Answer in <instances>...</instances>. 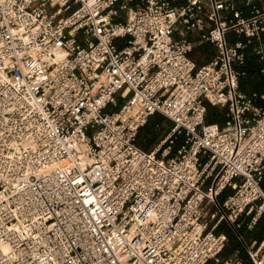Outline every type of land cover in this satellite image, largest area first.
<instances>
[{
    "label": "built area",
    "instance_id": "1",
    "mask_svg": "<svg viewBox=\"0 0 264 264\" xmlns=\"http://www.w3.org/2000/svg\"><path fill=\"white\" fill-rule=\"evenodd\" d=\"M119 1L0 0V264H244L213 260L219 224L264 211V84L244 93L236 69L264 9ZM192 31L214 46L208 62L190 57ZM154 113L170 126L144 149ZM241 239L264 264V236Z\"/></svg>",
    "mask_w": 264,
    "mask_h": 264
},
{
    "label": "crops",
    "instance_id": "2",
    "mask_svg": "<svg viewBox=\"0 0 264 264\" xmlns=\"http://www.w3.org/2000/svg\"><path fill=\"white\" fill-rule=\"evenodd\" d=\"M128 0H120V4H124ZM182 2V0H177ZM235 7L241 11L242 15L249 16L255 8L264 9V0H233ZM122 12V11H121ZM121 18L124 19L121 15ZM175 37H178L176 33ZM187 38L192 41L193 49L190 52V57L197 63L202 64L208 62L215 54L214 46L208 41L200 40L199 33L192 31L187 35ZM228 39L231 42L235 40H245L244 36H236L233 34L228 35ZM264 45V37L260 40H253L248 43L244 48L245 51V62L244 66L247 67L248 71L245 75L247 79V91H243L246 94H252L253 92L260 91L264 84V54L259 53V49ZM255 104L264 107V100L256 99ZM252 242H259L257 236L252 238ZM237 256L243 259L244 264H249L247 258V252L244 249H234L223 257V259Z\"/></svg>",
    "mask_w": 264,
    "mask_h": 264
},
{
    "label": "rangeland",
    "instance_id": "3",
    "mask_svg": "<svg viewBox=\"0 0 264 264\" xmlns=\"http://www.w3.org/2000/svg\"><path fill=\"white\" fill-rule=\"evenodd\" d=\"M121 11H122L121 12L122 17L125 18L127 8H123ZM119 102H120V100H119ZM221 109L224 110V108H221ZM106 110L107 111L111 110V108L108 107V108H106ZM224 120H225V118H224ZM154 122H156V123L154 124L152 122L151 125L143 126V128L141 130L142 138L140 136L142 142H145V136L144 135L147 132H149V130L152 128H154L153 129L154 131L152 134H150V136H155L156 140L160 141L170 126V121L165 116H163L162 114H159L155 118ZM153 124H154V127H151ZM181 142H183V136L182 135H180L176 138L175 143L172 146L173 152L176 150V148L180 145ZM155 144L156 143H154V145ZM154 145L152 144L151 148H153ZM230 190H231L230 188H227L226 192L230 191ZM225 196H226V194L221 195L220 199L224 198ZM214 207L215 206L213 204H211L208 206L207 209L214 210ZM236 229H242L244 234L242 236L238 235ZM217 232L223 233L226 237V240H225V246H224L223 250L220 252V254H218L216 256V258L213 260V262H221L222 260H224L223 257L228 255L229 252L234 251L235 244L240 245V249H244V245H243V241H242L241 237L243 238V240L245 242L252 243L251 240H252V238H255L257 236L258 229L256 228L255 225L249 226V225L245 224V220L243 219L242 221L239 222V225L235 224L234 227L230 223H228L227 221H223L221 224H219L217 226Z\"/></svg>",
    "mask_w": 264,
    "mask_h": 264
},
{
    "label": "trees",
    "instance_id": "4",
    "mask_svg": "<svg viewBox=\"0 0 264 264\" xmlns=\"http://www.w3.org/2000/svg\"><path fill=\"white\" fill-rule=\"evenodd\" d=\"M139 1L140 0L126 1L124 3V5L126 7H134L136 5V3H138ZM243 64L237 65L236 69L241 73L239 75V88H240V90L247 91L248 90L247 89L248 82H247V79H246L245 75H246L248 69ZM206 108H207L206 116H205V121L206 122H217L219 124H222L224 122L223 120L225 118V115H224V110L223 109H221L218 106H213V105H210V104H206ZM159 114L160 113L152 114L148 118V120L146 121V123L143 126L151 125L152 122L155 124L156 122H154V120ZM154 124L151 127H154ZM143 126H141L139 128V130H138L136 143L139 146H141L142 148H144V149H150L152 144L154 145V143H157L159 140H156L155 136H150V134H152L153 131H154L153 130L154 128H152V129L149 130V132H147L144 135L145 136V142H142V140H141V138H142L141 130H142ZM140 136H141V138H140ZM230 192H232V189L230 191H227V192H226V189H225L222 192L221 195H223V194L227 195ZM248 219H249V217H245V219H244L245 220V224H247ZM255 226L258 229L257 238H258V241H260L263 238V236H264V211L261 214V216L258 218L257 222L255 223ZM236 231H237L238 235H240V236H242L244 234L242 229H236ZM234 249H240V245L235 244Z\"/></svg>",
    "mask_w": 264,
    "mask_h": 264
},
{
    "label": "snow or ice",
    "instance_id": "5",
    "mask_svg": "<svg viewBox=\"0 0 264 264\" xmlns=\"http://www.w3.org/2000/svg\"><path fill=\"white\" fill-rule=\"evenodd\" d=\"M197 2V0H193V4H195ZM217 7L222 8L223 5H217ZM243 25H241V29H243ZM224 34V30L223 28H220L217 32H216V39H221L223 37ZM5 254H7V246H5Z\"/></svg>",
    "mask_w": 264,
    "mask_h": 264
}]
</instances>
